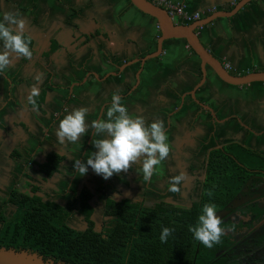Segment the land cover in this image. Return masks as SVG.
Returning a JSON list of instances; mask_svg holds the SVG:
<instances>
[{"label": "crops", "instance_id": "obj_1", "mask_svg": "<svg viewBox=\"0 0 264 264\" xmlns=\"http://www.w3.org/2000/svg\"><path fill=\"white\" fill-rule=\"evenodd\" d=\"M170 1L203 19L215 11H229L239 0L234 5L232 0ZM209 9L214 10L208 13ZM8 12L25 21L23 31L32 41L33 57L23 63L13 55L12 65L0 73V197L19 177H28L12 157L15 153L22 161L35 162L49 152L58 153L65 157L62 174L79 177L73 163L86 162L98 151L92 140L102 137L94 136L90 125L106 119L113 94L120 95L131 115L149 124L162 120L168 143L175 137L178 175L185 176L178 201L192 195L196 199L189 172L204 171L208 149L239 143L264 156V83L226 85L207 67L201 83L199 60L183 40L162 43L160 56L143 63L136 83L132 79L136 64L110 75L124 61L153 51L159 35L154 19L128 0H0V20ZM196 34L212 57L229 66L230 74L264 71V0H251L232 17L215 19ZM51 43L57 49L42 56ZM34 88L46 93L44 115L29 103ZM73 108L89 110V129L77 143L59 144V121L67 114L65 109ZM165 176V168L159 166L151 179L158 182V190H168V180L159 185ZM113 177L125 180L127 187L115 184ZM84 179L107 192L139 195L148 187L139 165L108 180L89 167Z\"/></svg>", "mask_w": 264, "mask_h": 264}, {"label": "trees", "instance_id": "obj_2", "mask_svg": "<svg viewBox=\"0 0 264 264\" xmlns=\"http://www.w3.org/2000/svg\"><path fill=\"white\" fill-rule=\"evenodd\" d=\"M30 47L33 52L32 41ZM55 49L51 43L42 56H48ZM21 60L23 63L28 61L23 57ZM45 94L40 90L34 98L36 104H32L40 115L44 114ZM12 157L20 159L16 153ZM63 160V155L49 152L41 164L31 160L23 164L35 166L34 175L46 179L58 173ZM251 174L264 175V156L261 154L236 143L211 150L207 154L198 202L189 208L161 203L153 209L140 210V205L127 201L119 204L106 201V212L114 217V225L103 237L91 229L89 215L92 208L86 191L80 193L79 212L88 222V229L74 233L63 223L67 212L53 202L42 201L32 194L36 188L27 186L28 193L11 191L8 195L6 203L15 207V213L9 220L0 216L3 222L0 248L34 252L43 260L52 259L53 264H163L164 259L171 264H175L176 259L178 264H189L191 259L201 256L203 244L194 239L189 229L197 224L203 205L211 203L220 208ZM163 227L174 230L167 243L160 241Z\"/></svg>", "mask_w": 264, "mask_h": 264}, {"label": "flooded vegetation", "instance_id": "obj_3", "mask_svg": "<svg viewBox=\"0 0 264 264\" xmlns=\"http://www.w3.org/2000/svg\"><path fill=\"white\" fill-rule=\"evenodd\" d=\"M142 57L124 61L114 73L110 74L113 76H117V74L120 75L123 69L128 68V66L124 68L122 66ZM133 64H136V69L133 72L132 79L134 83H136L142 67L140 68L139 62ZM121 67L123 69L119 71ZM135 75H137V79ZM169 144L171 145L172 151L169 157L160 165L165 168L166 173L165 178L161 179L159 184L160 188L163 187L165 181L168 180L169 182L172 177L178 175V142L175 141V137H173V140H171ZM236 144L241 145L239 143ZM224 145L226 144L208 149L205 154L206 158L208 152L219 149ZM250 150L254 151L253 149ZM17 161L21 162L22 170L28 173V177H19L6 192L5 196L0 197V216L5 220H9L15 213V207L6 203L11 191L28 193L29 189L27 186H33L36 188V192L32 193L33 195L39 197L42 201L53 202L67 212V217L63 223L68 229L74 233H82L88 229V222L79 212V196L83 190L90 195L88 204L92 208V212L89 215L91 229L99 233L101 237L105 235L107 229H111L114 225V217L109 212H106V201H111L115 204L127 201L130 204L140 205V210L153 209L155 205L161 203L189 208L190 205L198 202L200 188L204 178V171L202 173L199 171L196 175L193 188L191 189L196 199L194 195H192L188 197L186 201H178L179 198L177 193H172L168 190H158V182H151L150 184L147 182V191L141 192L139 195L122 191L107 192L100 187L96 189L93 183H89L88 185L84 176L78 177L77 174L73 172L69 176L63 175L61 172V164L64 160L59 164L58 173L46 179L34 175L33 172L36 171L35 166L25 167L23 162L26 160L22 161L19 159ZM31 161L35 164H41L44 162V159L41 162ZM113 180L115 184L127 187L125 180L119 177H113ZM151 184L153 188H151ZM168 187L169 184L167 189ZM232 200L234 202H232L229 207H226ZM122 209L124 211L129 210L128 208ZM130 209L132 210L133 208ZM116 214H118V212H116ZM216 214L222 220L221 227L225 229V234L221 237L220 242L214 244L212 248H207L203 245L201 256H199L198 259H191L189 264H264V175L251 174L248 179L244 181L240 189L224 205L220 208H216ZM2 227L3 222L0 221V231ZM24 252L35 254L42 259L41 256L34 252ZM43 261H50L53 263L52 259H44ZM163 264L171 263L167 259H164ZM175 264H178V259L175 260Z\"/></svg>", "mask_w": 264, "mask_h": 264}, {"label": "clouds", "instance_id": "obj_4", "mask_svg": "<svg viewBox=\"0 0 264 264\" xmlns=\"http://www.w3.org/2000/svg\"><path fill=\"white\" fill-rule=\"evenodd\" d=\"M25 21L19 14L5 13L0 20V73L12 65V57H23L31 60L33 52L30 47L31 39L24 35ZM38 94L34 88L28 100L35 105ZM87 108H73L59 121L56 136L59 144L77 143L88 131L86 121ZM59 115V113H58ZM94 136L100 139L92 140L95 151L82 162L76 160L73 169L84 176L89 167L97 174L108 180L114 174L127 173L134 165H139L143 180L151 182L154 174L159 172V166L165 161L171 151L165 126L162 120L147 123L143 117L131 115L121 103L119 94H113L111 104L107 108L106 119L93 120L90 125ZM185 180L183 173L169 180L168 191L179 194L180 185ZM222 220L216 214V206L211 203L203 205L197 224L189 229L194 239L207 248L220 242L225 234L221 227ZM174 230L163 227L160 235L161 243H167L168 237Z\"/></svg>", "mask_w": 264, "mask_h": 264}, {"label": "water", "instance_id": "obj_5", "mask_svg": "<svg viewBox=\"0 0 264 264\" xmlns=\"http://www.w3.org/2000/svg\"><path fill=\"white\" fill-rule=\"evenodd\" d=\"M129 3L140 13L149 16L154 19L159 35L155 40V50L146 54L140 59L133 60L122 66H129L133 63L139 62L140 68L145 61L152 60L160 56L162 43L168 40H183L190 51L199 60V70L201 76V83L205 81V68H209L212 73L222 83L234 87H242L251 83H264V71L251 72L244 75H233L226 71L223 66L214 57H212L208 51L201 45L196 30L202 28L215 19L218 18H230L235 15L243 6L248 4L251 0H239L229 11H215L190 24H174L167 16L166 12L153 5L146 0H128ZM120 68L122 70L123 68ZM139 72V71H138ZM137 72V75H138ZM111 75V74H110ZM137 75L135 78L137 79ZM112 76V75H111ZM195 89L190 93V97L194 100L193 93ZM201 107V104L198 103ZM211 113V110L206 108ZM234 202L230 201L226 207ZM197 253L195 249L194 255ZM0 264H53L50 261H43L35 254L27 253L24 251H14L11 249L0 248ZM62 264V263H55Z\"/></svg>", "mask_w": 264, "mask_h": 264}, {"label": "built area", "instance_id": "obj_6", "mask_svg": "<svg viewBox=\"0 0 264 264\" xmlns=\"http://www.w3.org/2000/svg\"><path fill=\"white\" fill-rule=\"evenodd\" d=\"M153 5L163 9L167 16L174 24H190L194 21L200 19V13L193 12L188 13L185 11L184 6L182 4L173 3L170 0H146ZM237 0H232L231 5H234ZM214 9L207 10L208 13L212 12ZM223 68L228 71L229 66L227 64L223 65Z\"/></svg>", "mask_w": 264, "mask_h": 264}, {"label": "rangeland", "instance_id": "obj_7", "mask_svg": "<svg viewBox=\"0 0 264 264\" xmlns=\"http://www.w3.org/2000/svg\"><path fill=\"white\" fill-rule=\"evenodd\" d=\"M195 169H191V172H189V177L192 176L190 182L192 181L194 183L195 179H196V175H197V172L196 171H193ZM79 227V226H78Z\"/></svg>", "mask_w": 264, "mask_h": 264}]
</instances>
